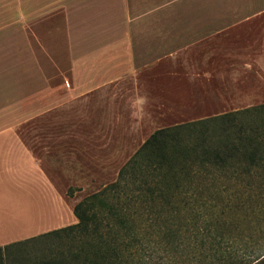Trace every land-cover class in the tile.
Segmentation results:
<instances>
[{"label":"rangeland","instance_id":"1","mask_svg":"<svg viewBox=\"0 0 264 264\" xmlns=\"http://www.w3.org/2000/svg\"><path fill=\"white\" fill-rule=\"evenodd\" d=\"M55 1L0 0V61L16 60L14 66L2 64L0 69L42 72L48 79L35 95L16 101L23 119L12 121L60 197L50 195V203L40 207L39 222L31 226L39 233L33 237L75 224L74 205L114 182L120 168L158 129L264 104V13L240 25L239 17L217 15L219 10L238 9L240 0H212L216 15L203 21L192 14L189 1L182 0L161 16L168 28L206 21L216 28L238 25L152 64L136 80L122 76L104 81L98 91L82 98L64 95L66 21ZM124 28V18H119V31ZM237 213L223 219L229 241L222 249L235 252L242 264H264V214L257 209ZM215 237H205L201 246L199 238L187 234L180 245L176 241L178 248L160 239L152 264H217L209 250V245L217 248ZM50 242L46 237L11 248L9 260L36 262Z\"/></svg>","mask_w":264,"mask_h":264},{"label":"trees","instance_id":"2","mask_svg":"<svg viewBox=\"0 0 264 264\" xmlns=\"http://www.w3.org/2000/svg\"><path fill=\"white\" fill-rule=\"evenodd\" d=\"M248 209L264 214V104L158 129L114 182L74 205L75 224L0 248V264L46 237L48 252L28 264H152L160 239L178 248L187 234L201 246L218 236L214 263L242 264L222 249L223 219Z\"/></svg>","mask_w":264,"mask_h":264},{"label":"crops","instance_id":"3","mask_svg":"<svg viewBox=\"0 0 264 264\" xmlns=\"http://www.w3.org/2000/svg\"><path fill=\"white\" fill-rule=\"evenodd\" d=\"M57 1L66 21L62 57L64 95L77 98L98 91L104 81L113 82L122 76L136 80L152 64L185 48L210 42L216 35L264 13V0H240L238 9L217 12L222 17H239L238 24L216 28L206 21L187 28L175 25L168 28L161 16L173 11L182 0ZM188 1L198 21L215 17L212 0L202 5L199 0ZM119 18L125 22L122 31ZM15 62L4 59L0 65L6 67ZM47 80L42 72L24 74L0 69V124H6L0 128V248L38 234L39 230L31 226L39 222L40 207L50 203V195L60 199L38 160L18 135L17 125H12L13 120L23 119L16 101L35 95Z\"/></svg>","mask_w":264,"mask_h":264}]
</instances>
